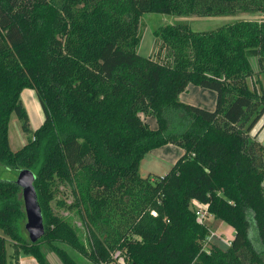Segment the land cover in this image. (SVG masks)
Segmentation results:
<instances>
[{
	"label": "trees",
	"instance_id": "1",
	"mask_svg": "<svg viewBox=\"0 0 264 264\" xmlns=\"http://www.w3.org/2000/svg\"><path fill=\"white\" fill-rule=\"evenodd\" d=\"M239 9L264 13V0H0V163L36 173L45 223L32 241L22 189L0 179V227L15 264L22 253L51 264L45 247L79 264L65 246L94 264H264V143L251 134L264 116V87L249 84L251 59L264 66V19L208 31L168 24L154 30L155 58L137 51L145 12ZM190 84L216 91L214 110L181 100ZM25 88L45 115L36 129ZM14 114L27 137L16 150ZM168 143L183 153L163 176L144 177L141 161ZM60 186L70 202L57 198ZM54 200L79 217L85 236ZM193 200L234 228L231 245L204 246L209 226ZM0 264H8L2 235Z\"/></svg>",
	"mask_w": 264,
	"mask_h": 264
},
{
	"label": "rangeland",
	"instance_id": "2",
	"mask_svg": "<svg viewBox=\"0 0 264 264\" xmlns=\"http://www.w3.org/2000/svg\"><path fill=\"white\" fill-rule=\"evenodd\" d=\"M237 18H250V19H264V13H247L241 9L235 11V13L216 15V16H206L202 14H192L189 16H180L177 14L170 13H160V12H145L140 17L139 23V35L140 42L137 46L138 53L145 56H152L155 58L156 52L159 50V39L154 35V30L166 26L168 24H173L177 22H186L190 25L193 30L197 31H208L216 29L219 26L231 22ZM251 62L255 70L254 76L249 79V84L252 88L257 87L261 90L264 87V66L261 67L257 62L256 58H252ZM256 85V86H255ZM190 92H185L181 95V100L188 103H193L194 105L204 107L209 110H214L216 107L217 93L213 89L206 87H201L197 85L190 84L188 86ZM187 88V89H188ZM192 95L193 98L187 99V96ZM23 103L29 113L31 126L33 129L39 127L44 120V112L41 107L40 101L38 99L37 93L34 89L25 88L21 93ZM191 99V100H190ZM149 120V118H148ZM154 125L156 124V119L153 117ZM252 136L256 137L257 140L264 143V116L257 123L255 128L251 132ZM10 141L13 149H19L27 141L26 135L22 132L20 122L17 115L14 114L10 123ZM173 145V144H172ZM168 147H161L156 150H151L146 154L144 159L141 161L140 173L144 177L156 178L163 176L172 165L178 159V155H160ZM17 172L11 168L6 167L0 163V179H10L16 180ZM58 199H64L66 202H70L72 197L70 195V188L67 186H60L57 193ZM54 210L60 214L67 216L71 222L79 226L80 233L84 236L87 234L85 227L82 225L79 217L72 211L67 210L64 207H58L56 200L52 202ZM251 219L253 220L252 213H250ZM215 219V218H214ZM23 224L26 223V218L23 219ZM210 225L213 229L222 236V240H231L234 235V228L220 219L213 220L210 219ZM24 233L28 235L27 230ZM0 235L7 238V254H8V264H15L11 255L13 254L14 248L12 246V241L9 239L4 230L0 227ZM250 235L253 236V230H250ZM219 244L225 245L223 241L219 238L216 240ZM67 251L72 255V257L79 264H94L89 259L83 257L76 250L71 247L65 246ZM45 254L47 259L51 264H62L57 256L51 251V249L45 247ZM264 258V257H263ZM22 264H39L38 261L32 256L27 255L23 259Z\"/></svg>",
	"mask_w": 264,
	"mask_h": 264
},
{
	"label": "water",
	"instance_id": "3",
	"mask_svg": "<svg viewBox=\"0 0 264 264\" xmlns=\"http://www.w3.org/2000/svg\"><path fill=\"white\" fill-rule=\"evenodd\" d=\"M36 177L37 175L33 170L23 168L19 171L15 180L17 185L22 189L26 213L25 228L32 241L39 239L45 232L44 215L35 187Z\"/></svg>",
	"mask_w": 264,
	"mask_h": 264
},
{
	"label": "built area",
	"instance_id": "4",
	"mask_svg": "<svg viewBox=\"0 0 264 264\" xmlns=\"http://www.w3.org/2000/svg\"><path fill=\"white\" fill-rule=\"evenodd\" d=\"M193 208L195 210L196 216L198 218V221L202 224H207L209 226V232L208 235L204 241V246L208 247L212 242H215L216 238H219L221 241H223L227 245H231L232 240H222V236L216 232L215 229H213L210 225V219H213V216L211 215L208 205L200 202L199 200H193ZM153 215H157V212L153 211ZM117 255H115L116 257ZM119 261L121 263H124V259L122 257L119 258Z\"/></svg>",
	"mask_w": 264,
	"mask_h": 264
},
{
	"label": "crops",
	"instance_id": "5",
	"mask_svg": "<svg viewBox=\"0 0 264 264\" xmlns=\"http://www.w3.org/2000/svg\"><path fill=\"white\" fill-rule=\"evenodd\" d=\"M185 92H187V94L188 93H191L190 92V88H188ZM185 92H183V93H185ZM182 93V94H183ZM181 94V95H182ZM189 98H193L192 97V95L190 96V94H189V96H187V99H189ZM191 100V99H190ZM193 104V103H192ZM155 118V117H154ZM149 122L151 123V126L153 127V128H155L156 126H157V122H156V124L154 125V122H153V116L152 117H149ZM173 143H168V144H166V145H163V146H165V147H168V149L167 150H164L162 153H160V155H174V154H177L178 156H180L182 153H183V149L180 147V146H178V145H176V144H173ZM163 146H161V147H163ZM161 147H158V148H155V149H153V150H156V149H159V148H161ZM164 174H166V173H164ZM213 220H215L214 218H213ZM28 254H20V257H19V264H22L23 263V259L24 258H26V256H27Z\"/></svg>",
	"mask_w": 264,
	"mask_h": 264
}]
</instances>
